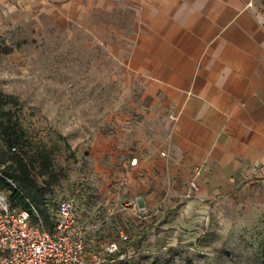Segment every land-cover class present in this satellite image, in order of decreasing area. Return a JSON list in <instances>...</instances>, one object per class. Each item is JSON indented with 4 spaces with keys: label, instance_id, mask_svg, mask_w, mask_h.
Wrapping results in <instances>:
<instances>
[{
    "label": "crops",
    "instance_id": "crops-1",
    "mask_svg": "<svg viewBox=\"0 0 264 264\" xmlns=\"http://www.w3.org/2000/svg\"><path fill=\"white\" fill-rule=\"evenodd\" d=\"M253 1L0 0L1 30L88 27L138 78L147 100L139 144L126 152L108 215L126 205L140 257L203 264L195 251L228 245L264 213V17Z\"/></svg>",
    "mask_w": 264,
    "mask_h": 264
},
{
    "label": "rangeland",
    "instance_id": "rangeland-1",
    "mask_svg": "<svg viewBox=\"0 0 264 264\" xmlns=\"http://www.w3.org/2000/svg\"><path fill=\"white\" fill-rule=\"evenodd\" d=\"M253 6L264 17V0H254ZM0 91L19 100V106L6 109L24 133V149L15 154L30 164L40 209L49 214L60 202L73 200L81 222L107 217L111 198L122 190L126 152L139 144L147 100L138 78L127 75L121 61L93 41L88 27L24 21L0 31ZM7 151L0 129V165ZM7 182L19 187L15 180ZM125 206L115 209L107 228L90 234L92 246L120 240L122 232L134 238L123 225ZM133 247L134 264H181L169 253L155 260L140 257L137 245ZM263 251L264 213L230 237L228 245L195 251L194 259L203 264H263Z\"/></svg>",
    "mask_w": 264,
    "mask_h": 264
},
{
    "label": "built area",
    "instance_id": "built-area-1",
    "mask_svg": "<svg viewBox=\"0 0 264 264\" xmlns=\"http://www.w3.org/2000/svg\"><path fill=\"white\" fill-rule=\"evenodd\" d=\"M200 175L201 169H195L188 198L199 191L196 180ZM49 215L52 229L46 226L37 208L26 211L13 207L7 194L0 190V264H109L133 259L130 243L136 237L131 239L125 233H121L120 240L99 247L90 244V234L107 228L109 215L100 221L81 222L73 200L60 202L56 209H50ZM135 215L144 218L148 212L140 207Z\"/></svg>",
    "mask_w": 264,
    "mask_h": 264
},
{
    "label": "trees",
    "instance_id": "trees-1",
    "mask_svg": "<svg viewBox=\"0 0 264 264\" xmlns=\"http://www.w3.org/2000/svg\"><path fill=\"white\" fill-rule=\"evenodd\" d=\"M19 106V100L15 96L7 95L0 91V129L3 131L4 139L8 148L7 152H2V165H0V190L9 193V201L13 207L20 210L30 211L32 207L40 209L42 201L37 193L34 183L30 178V164L24 160L21 153L15 154L17 149H24L25 136L20 126L13 121L11 112L7 106ZM15 149L16 151H13ZM10 156V157H9ZM8 160L11 164L6 166ZM46 167H50L49 159L44 160ZM15 180L19 187L15 188L7 180ZM12 182V181H11ZM14 183V182H12ZM45 224L52 228V219L46 211L39 210ZM50 228V229H51ZM262 263L264 264V251L262 253ZM109 264H134L131 261L109 262ZM170 264V263H165ZM181 264H195L192 260H187Z\"/></svg>",
    "mask_w": 264,
    "mask_h": 264
}]
</instances>
